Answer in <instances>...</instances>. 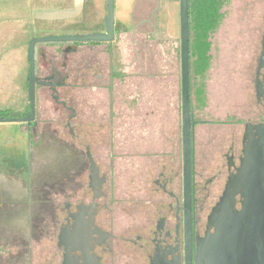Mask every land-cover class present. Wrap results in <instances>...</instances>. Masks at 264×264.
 Returning a JSON list of instances; mask_svg holds the SVG:
<instances>
[{"label":"flooded vegetation","instance_id":"flooded-vegetation-1","mask_svg":"<svg viewBox=\"0 0 264 264\" xmlns=\"http://www.w3.org/2000/svg\"><path fill=\"white\" fill-rule=\"evenodd\" d=\"M145 21L152 22L147 19L140 24ZM84 43L64 46L53 56L44 53L57 66L65 65L59 82L37 68L42 80L53 83L39 84L37 89L52 91L55 101L69 114L70 126L77 119L84 127L86 121L81 122V118L88 114L89 106L85 107V115L81 108L84 98L77 106L73 95L61 97L63 91L99 87L103 81L97 73L101 66L97 55L103 52L97 49V42ZM262 47L264 52V44ZM107 50L108 46L103 51ZM70 54H77L76 62ZM107 54L111 57L112 52ZM74 67L76 74L72 72ZM253 69L250 80L256 91L254 112L228 121L238 130L228 143L222 140L221 162L212 172H207L210 157L198 169L194 130V187L189 215L175 154L158 155L165 158L158 162L144 151L139 138L114 133L110 144L116 151L109 152V162H103L86 141L85 131L70 129L72 141L57 132L48 134L38 129L36 113L31 125L25 122L34 144L25 168L14 174L21 182L9 173L0 180V201L7 204L0 209V264H33L31 243L43 239H48L51 250L48 264H199L203 238L208 241L205 264L259 262V235L250 222L238 226L233 217L245 202L238 178L245 147L256 143L260 138L258 128L264 124V68ZM104 140L101 138L99 145ZM113 154L124 157V166L114 161ZM90 155L99 168L97 176L92 174ZM117 170L124 171V179L115 177Z\"/></svg>","mask_w":264,"mask_h":264},{"label":"rangeland","instance_id":"rangeland-1","mask_svg":"<svg viewBox=\"0 0 264 264\" xmlns=\"http://www.w3.org/2000/svg\"><path fill=\"white\" fill-rule=\"evenodd\" d=\"M64 1H0V110H11L13 113H17L16 117L18 115H21L20 117L26 116L30 111L28 76L31 67L28 59V49L33 38L46 35L82 34L66 31L68 29L69 31L73 29L88 30L100 27L92 22L75 27L70 26L73 25L71 21L63 22L61 19L50 21L44 17L45 9L60 10L62 5L65 4ZM172 1L162 0L160 10L154 15L152 22L145 21V23L140 24L141 21L152 17L158 6V0H139L133 16V23L127 33L124 34L118 31L119 38L116 42L96 43L98 45L97 49L103 52L97 55L101 62L97 73L102 75V86L98 87L97 91L84 92L83 90L74 89L63 91L61 95L62 98L73 95L77 106L80 104V98L88 100V114L85 112V108L81 107L83 113L87 114L81 118V122L82 120L86 121L84 127L77 119L72 120V126H70V123L68 125L69 114L55 101L52 91L40 88L37 89V118L40 122L38 129L46 131L48 134L57 132L59 136L69 141H72L69 134L70 129L78 132L85 131L88 138L86 141L92 144L96 157L102 159L103 162H109V152L116 151L110 144V138L114 136L115 132L109 119L107 85L110 68L123 62L134 66V70L143 67L142 72L144 76L147 75L150 87L151 84H156L152 81L155 73H159L158 82H161L162 76H165L164 83L167 88L173 89V83L180 82V5L173 10L169 4ZM175 1L180 4V0ZM90 3L92 10L96 11L97 0H91ZM14 6H19V10L8 12V8ZM222 11L226 14L225 18L219 29L211 37L213 60L212 67L207 74L206 81H204L206 84V99L203 102L194 97L195 101H193L194 118L198 120V125L195 127L196 160L198 169H200V165H203L206 162L205 160L212 158L207 162L209 164L208 173L212 172L221 162L222 140L228 143L233 134L237 133L238 127L232 126L231 123L233 122L228 121L236 117L245 118L248 112H254L256 91L250 80V75L254 67H262L264 58L262 47L264 44V0H229ZM66 24L68 26H63ZM134 30L136 33H134ZM122 33L124 34L123 39H121ZM71 44L86 45L87 43H39L37 45V68L41 67L46 71V74L54 76L53 80L55 82H59L61 80L60 73L65 69V65L57 66L44 53H61L64 46ZM107 45L109 50L104 52L103 50ZM108 52H112L111 57L107 54ZM70 55L71 58L74 57L73 63L76 62L77 54ZM53 60L55 62L60 61ZM80 64L82 65V63ZM111 64L112 67H110ZM174 70L177 76L173 80ZM72 72L76 74L77 68H72ZM93 81L98 82V79H93ZM202 82V80L193 78L194 87L192 89L195 90L194 95ZM170 96L171 91L167 90L165 94L166 103L171 98ZM124 121L125 116L118 122V137L124 135ZM0 124L6 125L3 132L15 134L9 147L15 150L22 149L24 140L17 133H19L18 129L29 131L27 124L11 121L0 122ZM242 126L239 128L241 129ZM103 137H105L104 143L99 145ZM33 144L34 138L32 135L23 150V155L30 152V147ZM214 145L216 149H212ZM47 146L50 147L51 145ZM113 156L116 157L114 161L117 164L121 162L124 166L125 160L124 157H121L122 155L113 154ZM13 164L16 168H25L23 163L13 162ZM15 172H19L18 169ZM114 174L117 179L125 178L122 170H117ZM10 176L15 178L16 175ZM15 179L21 182L19 177ZM4 205L7 204L0 201V207L3 208ZM31 249L33 264H48L47 261L51 251L48 239H43L41 242L36 240V242L31 243Z\"/></svg>","mask_w":264,"mask_h":264},{"label":"crops","instance_id":"crops-1","mask_svg":"<svg viewBox=\"0 0 264 264\" xmlns=\"http://www.w3.org/2000/svg\"><path fill=\"white\" fill-rule=\"evenodd\" d=\"M90 2L91 0H65V4L62 5V9L60 10L45 9L44 17L50 21H55L56 19H61L63 22L71 21L73 25L70 26L75 27L90 22L100 26L99 28L88 30L73 29L69 31L68 29L66 32L85 34L106 31L104 20L108 16V0H97L96 11L92 10ZM137 2L138 0H115L116 37L113 42H116L119 38L117 35L118 31L126 34L130 29ZM169 4L173 10L180 5L175 0ZM18 7L8 8V12H12V10L18 11ZM123 33L121 39L124 38ZM134 69V66L123 62L113 66L108 72L109 119L114 128V133L117 134L118 122L125 116L124 136L139 138L142 147L145 148L144 151L150 155H154V159H158V162H164L165 160L163 156L158 157V155L170 152L175 154V166L180 170L181 177L183 178L182 73L180 82L173 83V89H171L167 88L164 83L165 76H162L161 82H158L159 73H155L152 81L156 84H151L150 87L147 75L144 76L142 72L144 70L143 67ZM175 76H177V73L174 70L172 75L173 80ZM102 84L100 83L99 87ZM97 90L98 86L94 88L84 87L83 89L84 92ZM167 90L171 91V98L168 100V103L165 100ZM194 92L195 90L192 89V110L193 101H195ZM88 106V100L84 98L82 108ZM5 126L0 124V180L5 178V173L20 174L21 169L16 168L13 162L26 165L27 154L23 155V150L30 139L28 130L22 131L18 129L19 133L17 134L23 137L24 145L20 150L10 148L9 145L12 143L13 135L15 134L3 132ZM16 169L19 172H15Z\"/></svg>","mask_w":264,"mask_h":264},{"label":"water","instance_id":"water-1","mask_svg":"<svg viewBox=\"0 0 264 264\" xmlns=\"http://www.w3.org/2000/svg\"><path fill=\"white\" fill-rule=\"evenodd\" d=\"M162 5V0H158V6L153 15L148 20H152L154 15ZM108 16L105 20L106 31L92 32L85 34H61L35 37L31 40L28 49V59L30 62V73L28 76L29 100L31 111L23 117L0 116V122H27L29 125L36 119L37 113V85H51V81L42 80L37 75V45L42 42H113L116 37L115 0H108ZM181 18V73H182V121H183V179H184V201L187 214L191 211L193 200V138L196 126L192 110V87H191V25H190V0H180ZM262 67L264 68V58ZM56 90V87H54ZM262 95V93H260ZM59 100V95H56ZM260 138L255 144L251 142L245 147V158L242 168L239 171V180L243 185V195L245 202L238 215L233 217L242 226L250 222L256 235L260 237L259 254L260 259L256 264H264V124L258 128ZM257 146V148H256ZM92 174L97 176L99 168L92 155ZM225 210L224 208L220 209ZM236 221V222H237ZM208 241L203 238L199 243V264H205V257L208 251Z\"/></svg>","mask_w":264,"mask_h":264},{"label":"trees","instance_id":"trees-1","mask_svg":"<svg viewBox=\"0 0 264 264\" xmlns=\"http://www.w3.org/2000/svg\"><path fill=\"white\" fill-rule=\"evenodd\" d=\"M139 1V0H138ZM229 0H190V25H191V87H194L193 78L202 80L195 97L206 99L207 74L212 67V35L219 29L224 18L223 7ZM137 4L134 8L137 9ZM98 43V42H97ZM0 116L14 117L17 113L11 110H0ZM21 115H18L20 117Z\"/></svg>","mask_w":264,"mask_h":264}]
</instances>
